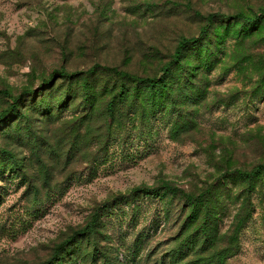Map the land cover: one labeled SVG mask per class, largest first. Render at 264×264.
Returning <instances> with one entry per match:
<instances>
[{
	"label": "rangeland",
	"instance_id": "374dc122",
	"mask_svg": "<svg viewBox=\"0 0 264 264\" xmlns=\"http://www.w3.org/2000/svg\"><path fill=\"white\" fill-rule=\"evenodd\" d=\"M263 8L264 0H0V88L22 94L0 121V264L44 263L107 207L116 210L97 221L96 261L87 258L94 240L78 236L56 264L85 252L88 264H264V172H236L264 164V19L245 28L234 17ZM205 26L208 42L185 50L167 77L174 90L160 99L140 88L121 100L120 84L135 83L98 67L85 102L83 77L55 72L107 65L159 77L181 40ZM9 102L0 93V112ZM16 163L21 176L8 167ZM168 184L181 191L133 192ZM205 191L208 212L187 198Z\"/></svg>",
	"mask_w": 264,
	"mask_h": 264
},
{
	"label": "trees",
	"instance_id": "16d2710c",
	"mask_svg": "<svg viewBox=\"0 0 264 264\" xmlns=\"http://www.w3.org/2000/svg\"><path fill=\"white\" fill-rule=\"evenodd\" d=\"M261 11L262 12L260 16L258 15L249 16L242 12H239V13H236L234 17H239L241 20L245 21L247 24L245 28H249L253 24L260 21L261 18L264 19V8L261 9ZM214 17H216V14H208L207 20L209 21V24L211 22L213 23ZM226 18L229 19L231 18V16L230 15L226 16ZM205 38H209L208 26L203 27L200 35L197 37L183 38L174 53V57L172 61L164 67V70H165L164 74L159 77L158 76H142V75H138L135 73H131L126 70H121L117 66H107V65L106 66L94 65L88 70H84V71L79 70V71H74V72H70L64 68H60V69L55 70V72H59L62 77H68V78L83 77L82 85L85 87V89L83 91L82 96L85 102H89L91 100V94H90L91 86H90V82L87 79L88 77L87 74L96 73L98 67H103L106 70L113 71V73H115L116 75H119L124 80L126 79L131 80L135 83L134 86H129L126 83V81L120 84L119 94L121 95V98H120L121 100L127 99L130 96H134L133 93L139 94L140 88H144L150 94L151 99L153 100L160 99L161 97H165L169 95V93L172 92V90H174V86L170 85V83L167 82V77L173 73V67L181 64V60L184 57L185 50H187L190 47V48H194V51L197 52L199 48L203 46L204 43L208 42V41H204ZM206 46H207V54L205 55V60L206 62H209V61H212L213 52L209 48L208 44ZM185 70H188V69H185ZM26 91L27 90H25L22 93H25ZM0 93L8 97V100L10 101L9 106L0 112V121H2L6 117H8L9 113L15 110L20 99L22 98V94L14 96L5 88H0ZM108 109L113 111L114 107L112 103H109ZM16 112L18 113L17 118L19 120H21L22 117L27 118V116H25L22 112H19L18 110ZM18 165L19 164L16 163L14 166L9 165L8 167L16 171V173L19 175L20 173L16 170L18 168ZM6 167H7L6 162L1 163L0 171L6 169ZM236 172L242 178H246L247 180H253L259 177L261 173L264 172V164H258L257 166H255V168L251 170H245V169L238 168ZM139 191H141V193L147 194V196H149L150 194L154 196L158 195V199H164L168 195V193L170 192L176 193V192H180L181 190L177 186L168 184L163 189L162 187H154V188L142 187V188H137L133 192H139ZM209 196H211V191H205L200 195L187 194V198L189 202L191 203V205L193 206V208L196 205L198 206L201 204L203 205V207H205L207 212L209 211L210 204H211V198H209ZM114 209L116 210L115 207H112V208L107 207L104 209L103 214L100 213L99 211L95 212L90 222L86 226L74 230L72 235H70L64 241L60 242L54 250L55 251L54 257L49 258L42 264H56L55 260L57 259L61 260V255L64 252L69 253L67 249L68 245H70L71 242H73L76 238H78V236H86L89 239L94 240L92 244V248L88 252L87 258L92 259L93 261L94 260L96 261L97 256H99V254L102 251L101 248L99 247L98 242L95 239L97 237V221L99 219L102 220V218L104 219L105 217L109 216L114 211ZM86 254H87L86 252L84 254L75 253L73 256L70 257L69 264H88V261L85 262V260L87 259ZM105 263H110V261L105 262Z\"/></svg>",
	"mask_w": 264,
	"mask_h": 264
}]
</instances>
